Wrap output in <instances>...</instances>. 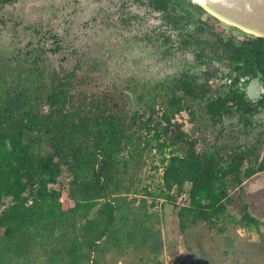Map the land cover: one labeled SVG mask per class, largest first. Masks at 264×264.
<instances>
[{"label": "trees", "instance_id": "1", "mask_svg": "<svg viewBox=\"0 0 264 264\" xmlns=\"http://www.w3.org/2000/svg\"><path fill=\"white\" fill-rule=\"evenodd\" d=\"M169 1L148 0L163 9ZM248 36L257 39L233 54L263 57L264 67V38ZM41 52L0 64V264H101L111 250H140L155 260L162 249L152 209L158 201L177 208L182 230L204 223L223 232L232 190L242 207L237 222L258 230L241 196L244 181L264 171L256 145L215 142L198 150L197 139L173 121L181 110L192 119L191 107L201 101L196 86L179 78L133 87L137 107L125 114L110 94L79 89L85 79L75 69L48 68ZM224 101L206 104L212 116L219 118ZM152 150L160 155L151 166L162 169L159 185L139 188ZM62 194L71 206H62Z\"/></svg>", "mask_w": 264, "mask_h": 264}, {"label": "rangeland", "instance_id": "2", "mask_svg": "<svg viewBox=\"0 0 264 264\" xmlns=\"http://www.w3.org/2000/svg\"><path fill=\"white\" fill-rule=\"evenodd\" d=\"M159 23L158 13L131 0H10L0 5V64L5 66L11 58L15 65L16 59L31 58L27 51L42 47L43 63L48 68L75 69L77 76L85 79L84 84L77 83L79 89L94 95L110 94L118 109L129 114L137 107V94L130 91L133 87L139 91L147 85L143 83H154L176 70L184 58L191 59L188 52H177L172 59H158L144 37ZM221 24L217 30L243 34ZM55 45L59 48L50 51ZM219 67L222 65L218 62L210 64L212 69ZM256 118L259 127L244 134L228 125L231 119L225 118L223 126L214 124L197 104L192 119L185 111L174 116L181 129L197 139L198 150L213 142L227 146L255 143L256 153L262 157L264 110ZM159 159L155 150L145 157L135 185L157 188L162 169L151 166L158 164ZM61 182H65L63 177ZM243 188L241 196L249 212L260 221L258 230L237 222L242 214L237 190H232L235 201L227 203L230 216L223 232L204 223L182 230L177 208L160 200L152 208L162 238V249L155 260L140 250L123 255L111 250L101 264H264V171L245 180ZM60 201L62 206L72 205L64 194ZM177 203L184 202L177 199Z\"/></svg>", "mask_w": 264, "mask_h": 264}, {"label": "flooded vegetation", "instance_id": "3", "mask_svg": "<svg viewBox=\"0 0 264 264\" xmlns=\"http://www.w3.org/2000/svg\"><path fill=\"white\" fill-rule=\"evenodd\" d=\"M131 1L159 15L160 26L153 28L144 37L145 44L152 48L159 60L172 59L177 52L191 54V59L184 58L176 70L154 83H143L147 85L141 86L140 90L155 83L164 86L165 83L180 78L196 86L197 97L201 99L192 105V111L197 104L200 112L203 111L210 120L215 119L214 124L223 126L224 119L228 118L231 119L228 125L233 129L247 133L256 130L259 127L256 115L264 110V67L261 66L263 57L259 61L258 55L249 56L244 51L236 58V53L233 54L232 50L235 46L246 49L248 43L257 38L236 34L232 30L225 32L224 28L217 30L216 26H222L221 22L191 0H187L184 9H181V4H185L183 0H170L165 9L155 7L148 0ZM165 14L169 15L168 20ZM177 20L179 27H172ZM215 62L222 67L210 68V64ZM218 98L226 100L225 106L219 110V118L212 116L213 111L206 107V104ZM238 99L245 104L234 103ZM183 111L188 114V110L180 112Z\"/></svg>", "mask_w": 264, "mask_h": 264}, {"label": "water", "instance_id": "4", "mask_svg": "<svg viewBox=\"0 0 264 264\" xmlns=\"http://www.w3.org/2000/svg\"><path fill=\"white\" fill-rule=\"evenodd\" d=\"M220 22L239 32L264 38V0H193Z\"/></svg>", "mask_w": 264, "mask_h": 264}]
</instances>
